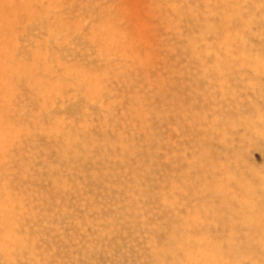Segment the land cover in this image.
Masks as SVG:
<instances>
[{
    "label": "rangeland",
    "instance_id": "1",
    "mask_svg": "<svg viewBox=\"0 0 264 264\" xmlns=\"http://www.w3.org/2000/svg\"><path fill=\"white\" fill-rule=\"evenodd\" d=\"M0 264H264V0H0Z\"/></svg>",
    "mask_w": 264,
    "mask_h": 264
},
{
    "label": "bare ground",
    "instance_id": "2",
    "mask_svg": "<svg viewBox=\"0 0 264 264\" xmlns=\"http://www.w3.org/2000/svg\"><path fill=\"white\" fill-rule=\"evenodd\" d=\"M6 89V88H5Z\"/></svg>",
    "mask_w": 264,
    "mask_h": 264
}]
</instances>
